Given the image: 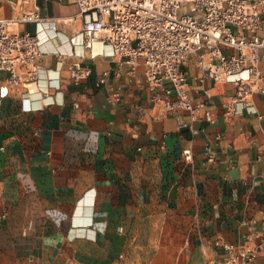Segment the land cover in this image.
I'll return each mask as SVG.
<instances>
[{"label":"crops","instance_id":"0c3cea01","mask_svg":"<svg viewBox=\"0 0 264 264\" xmlns=\"http://www.w3.org/2000/svg\"><path fill=\"white\" fill-rule=\"evenodd\" d=\"M11 1L0 0V18L19 13ZM31 1L43 20L21 29L40 39L38 81L0 94V264H215L214 240L264 234V95L226 120L220 105L234 85L200 81L190 57L192 94L217 105L214 123H195L193 135L140 77L113 75L108 44L88 58L81 18L63 21L78 13L75 0ZM75 62L91 65L80 84L68 76ZM248 264H264V251Z\"/></svg>","mask_w":264,"mask_h":264},{"label":"built area","instance_id":"2783aa9c","mask_svg":"<svg viewBox=\"0 0 264 264\" xmlns=\"http://www.w3.org/2000/svg\"><path fill=\"white\" fill-rule=\"evenodd\" d=\"M19 13L0 18V72L5 73L0 94L11 89L26 90L38 81L43 54L36 33L22 30L25 24L42 22L34 2L14 0ZM78 13L63 19L81 18L79 33L88 58H94L96 42L110 46L115 62L112 72L123 81L140 77L153 103L161 104L173 116L182 113V123L193 135L197 122L212 124L217 105L204 92L194 96L184 67L190 57L201 71L200 81L231 83L232 95L221 103L229 120L235 106H250L254 94L264 95V71L260 68L264 49V0H75ZM55 30V22L48 23ZM69 80L80 84L91 75V65L79 62L67 68ZM107 72L99 83L105 84ZM52 81V79H50ZM54 86V85H51ZM56 87L59 82H56ZM120 92L109 88L108 101ZM263 117V115H260ZM219 138V135H217ZM208 163L216 161L210 145L204 147ZM191 159L190 149H184ZM256 238L259 240L255 241ZM221 259L215 264H248L264 251V234L252 232L239 243L216 239Z\"/></svg>","mask_w":264,"mask_h":264}]
</instances>
